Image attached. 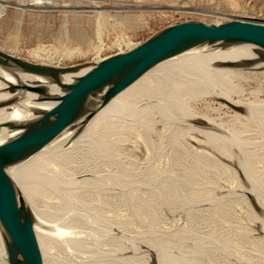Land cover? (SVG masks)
Wrapping results in <instances>:
<instances>
[{
  "label": "bare ground",
  "instance_id": "obj_1",
  "mask_svg": "<svg viewBox=\"0 0 264 264\" xmlns=\"http://www.w3.org/2000/svg\"><path fill=\"white\" fill-rule=\"evenodd\" d=\"M73 1H75V0H73ZM86 1L90 2L95 9L101 8V6H99V4L96 2V0H86ZM70 4H72V3H70ZM134 4H137V5L141 4L140 0H135ZM27 5H35L37 8H39L41 10H43V9L44 10L45 9L46 10H49V9L53 10L55 8H59V7L63 6V4L58 2L57 0H20L19 5H17V6L26 7ZM10 6L11 5L9 4L8 0H1L0 1V21L3 19L4 16H6L5 15L6 11ZM67 7H68V5H67ZM96 11H98V10H96ZM101 15H103L101 12L97 14V16H101ZM96 21H98V20H96ZM97 23H98V31H99V29H101L100 28L101 22L98 21ZM99 40L102 44L103 39H102V36L100 34H99ZM134 48H132V49H134ZM258 49H260V48L257 46H254V45H250V44H228V45L221 46L219 42H212V43L204 44V45L186 50L184 52H181V53L157 64L156 66L152 67L151 69L147 70L143 74H141V75L137 76L136 78H134L133 80H131L128 84H126L123 88H121L108 101V103L103 108H101V110H99L89 121H87L85 123L78 124V125L71 127V128H67L64 125H62L61 127H59L57 130H55L50 135V137L48 138L46 143L43 145V147L38 152H36L34 155L30 156L27 159H24L22 161H19L17 163H14V164H11V165H8L7 167H5V169L3 171L4 174L15 184L17 189L21 192V194L23 195V197H24V199H25L27 205L29 206V209L31 210V213L33 215L34 228H35V234H36V240H37V261H36V264H152V261H155L154 264H201V261H203V260H201L202 254L203 253L205 254L207 251L204 249V244L207 242V240L196 237L192 232H191L192 234H189L190 228H188L186 226V224L183 225V226L187 227V229H185L186 233L184 232V234H182V233L176 234V235L182 234L181 236H179V238H177V237L173 238L170 235L172 232H168L165 239L162 237H155L156 235L155 236L153 235L154 236V238H153V236L151 235L152 237L149 236L147 238L151 237L152 239L150 238L148 240H144L143 242L139 243V242H136L133 240L130 241V239L134 238L132 236H135V235H132L129 237L130 239L128 238V241L130 242L129 243L127 240H124L125 238L121 239L120 234H119L120 236L118 235L119 236L118 237L116 235V233H114V231L116 229L114 230L113 225L110 223L111 218L106 216V214H104L105 211L102 207L104 205L101 206V203H103L102 201H104V202L106 201L105 203L108 205L107 195H105V197H106L105 198V197L101 196L104 192L101 195H99L95 191L89 190L90 189L89 187L93 186L95 184V182H99V181L101 182V178H103L105 175L108 176L107 174H109L111 179H112V177L115 174L114 171L111 170L114 167L111 168V167L107 166V167H104L102 169V168H100L101 166L100 167L98 166V164H96L97 165L96 166L94 164L95 161L93 162L94 158L92 159L91 153L98 150L101 147V145H103L102 143L104 142V140L117 139V140H122V141L124 140L125 141V139L128 136L129 137L133 136L132 140L135 139V140H137L136 141L137 143L139 142V147H136V148H139L141 155L142 154L143 155H149L150 154V151L152 150V148H154V143H153V141H155V140H153L154 136L158 139H163L166 136L171 137L173 139V142L177 146L182 145L180 142V138L185 137V143L190 147L197 146V142H199L200 138H202L207 142L206 143L208 146L207 150L209 151V153H213V154L219 153V154L226 156V157H229V158H231L233 155V153L231 152L232 150L229 147V142L234 141L235 148L238 149L236 151H238V155L240 156V158L242 157V163L244 164L243 172H244L245 177H247L246 180L248 181V186L247 187L245 186L247 191H245L244 189L242 191L239 189V191H241V194L246 193L249 196H251V198H252L251 200L255 201L256 205L258 207L257 208L258 210H257L256 207H254V205H253L254 203H253L252 204L253 208H252L251 203H250V206L247 205V210H246L247 212L246 213H248V215L252 218L253 222H255V221L261 222L262 226H260V231L262 233H264V199L261 198L258 193L256 196V194L253 195L254 193L252 192V191H257V190L259 192V189H256L257 185H256L255 177H257V176L253 174L251 161L248 160V158H247L248 151H246V149H244L245 147H244L243 143L245 140L244 141L240 140V138L242 136L239 138V134L235 131L236 129L234 130V129L228 127L229 129H231V131L227 132V130H224L223 128L221 129L220 127H218L219 126L218 124L216 127L215 124L214 123L212 124V121L210 119H208L205 115L202 117L198 116L194 112L192 107L190 106V104H191L190 102L192 100L197 99V97L201 98L202 96H204V97L205 96H212V97H214V100H215V98H216V100L217 99L221 100V102L224 103V106H226L229 109L237 108V109L243 110L244 114H246L249 118H255V121L258 119L257 122L259 121L260 118L264 119V108H262L263 105H262V107H260L261 104H259V103H263V101L259 100L257 102H253V103L248 102V104H240L241 101H239V100H238L239 102L233 101L231 99V96H230V94L233 92V88L231 87L232 81H234L236 79H244L245 81H248V83H254L257 81L259 83V81L261 79H264V54L259 52ZM89 64L84 65V66H75L74 69L70 72H63L60 74L55 73V74H53L55 81L43 78L39 75L28 73L26 71H23L21 69L15 68V67L6 68L3 66H0V146L6 144L8 142L15 141L23 132V130H9L5 126L17 125V124L27 125V124L33 123L34 121L39 119L44 113H46L49 110L53 109L54 107L58 106L60 104V102L52 100L51 97L63 95L65 92L63 91V89L58 87V85L55 82L59 81V82L64 83V84L69 83L71 79L82 76L85 73H87L89 71ZM39 67H41V66H39ZM57 69H60V68H57ZM239 84H241V83H239ZM248 85H250V84H248ZM239 90H241V89H239ZM236 91H238V90H236ZM234 95H236V94H234ZM42 99H44V100H42ZM256 99H259V98H256ZM173 105H176L175 111L173 109ZM239 113H240V110H239ZM239 113L236 112V115L239 116L240 115ZM219 122H221V121H219ZM250 122H252V121L250 120ZM245 132H246V130H245ZM167 140H169V138ZM204 140H203V142H204ZM170 141H171V139H170ZM90 143H91V147H92L93 152L92 151L88 152L85 149V145L90 144ZM137 143H134V144H137ZM155 144H156V142H155ZM199 144L202 145V143H199ZM245 144H246V142H245ZM55 145H58V149L64 151L65 152L64 154L66 156L65 155L56 156L57 148H56L54 153H51V152L48 153L49 148L54 147ZM198 151H199V149H198ZM153 152H155V151H153ZM161 152H163V151H161ZM167 152H166V154H167ZM252 153L255 157L254 152H252ZM162 154H160V155H162ZM191 154L195 157V159H197V150L196 149L191 150L190 156H191ZM167 156H168V154H167ZM186 157H185V159H186ZM198 157H200V156H198ZM147 158H148V156H147ZM177 158H179V157H177ZM213 158L216 159V157H213ZM236 158H237V155H236ZM207 159L209 162H212V163L214 162V161H210L212 159H209V158H207ZM220 159H222V158H220ZM217 160H218V158H217ZM225 160L227 161V158ZM152 161H154V159ZM200 161L202 162V159H200ZM203 161H204V159H203ZM220 161H223V160H220ZM168 162H169V160H168ZM218 162L215 163V164H217V166L222 165L224 163V162H222V164H219L220 162L219 163ZM239 162H241V161H239ZM108 163H110V162H108ZM142 163H143V161H142ZM146 163H147V161H146ZM225 163H224V166H225ZM242 163H240V164H242ZM154 164H155V162H154ZM215 164L213 163V165H215ZM210 165H211V163H210ZM213 165H212V167H213ZM145 166H146V164H145ZM145 166H143V167H145ZM136 169H138V168H136ZM142 169H141V171H142ZM139 170L137 172L141 173ZM148 170H145L146 173ZM256 170H258V169H256ZM134 172H136V171H134ZM152 172H153V170H152ZM156 173H158V172H156ZM197 173H199V172H197ZM256 173L257 172H255V174ZM143 174L144 173H142V175ZM258 174H261V173H258ZM137 175H139L140 179H141V175L140 174H137ZM164 175H162V176H164ZM178 175H177L178 182L177 181L176 182L179 185V182L182 181L183 179H181L179 181ZM234 175H235V173H234ZM144 176H145V174L143 175V177ZM156 176L158 177V175H156ZM260 176H262V175H260ZM263 176H264V174H263ZM182 177L183 176H180V178H182ZM108 178H109V176H108ZM259 178H261V177H259ZM67 179H69V181L71 183L73 182V184H75V185H72L69 183L68 184L69 187L75 186L74 189H77V190H75L74 192L73 191L68 192V188H69L68 185L66 187L62 183L63 180L68 181ZM111 179L109 178V180H111ZM144 179H145V177H144ZM147 179H146V181H147ZM152 179L154 180V178H150V179H148V181H150ZM158 179H156V180H158ZM133 180H134V178H133ZM141 180H142V182H145V180H143V179H141ZM164 180L166 181V179H164ZM261 180L262 179H260V181ZM159 182H162V181H159ZM230 182H231V184H229V185H235V187H236L238 185L237 183L239 181H238V178L236 177L235 179L230 180ZM127 183H131V182H127ZM145 183H147V182H145ZM166 183H168V182H166ZM177 183L176 184L173 183L172 184L173 187L170 185L172 188V190H171V188H170V190H171V192H173L172 193L173 200H176V203L179 202L180 204L185 205L187 202H189L188 201L189 197H187L186 193H185V195H183L182 193L179 192L178 189L180 186H176ZM180 183H182V182H180ZM185 183L186 182H184L183 184H185ZM136 184H138V180H137ZM150 184H151V182H150ZM152 184H154V182ZM169 184L170 183H168L166 185H169ZM245 184H246V182H245ZM187 185H186V187L188 188L189 186H187ZM95 186H97V185H95ZM128 186H126V187H128ZM132 186H134V185H132ZM132 186H131V188H132ZM142 186H143V184H142ZM145 186H149V184L145 185ZM144 188H146V187H144ZM154 188L157 189L155 186H154ZM231 188H230V190H231ZM238 188H237V190H238ZM242 188H243V186H242ZM163 189H165V188H163ZM168 190H169V187H168ZM170 190H169V193H171ZM143 191H147V190L144 189ZM149 191L146 193L151 194L150 189H149ZM185 191H186V188H185ZM224 191H226V190H224ZM152 192H156V191H152ZM181 192L184 193V191H182V190H181ZM251 192H252V195L250 194ZM133 193H134V190H133ZM165 193H166V191H165ZM218 193H216V194H218ZM139 194H138V196H139ZM150 194H148V195H150ZM155 194L156 193H153L154 196H155ZM167 194H165V195H167ZM130 196H131V193H130ZM141 196H143V194H141ZM168 196L169 195H167V197ZM172 196L171 197L169 196V198L172 199ZM95 197L97 199V202H99L98 204H100V205H98V204L94 205V203L92 205L89 203V201H91L90 199H92V198H93L92 199L93 202H95L94 201ZM151 197H153V196H151ZM167 197L166 196L162 197L161 198L162 202L164 200L166 201L168 199ZM243 197L244 196L242 195V197H241L242 199H240V200L245 201V199ZM128 199H126V201H128ZM145 199L150 200V201L152 200L150 198L149 199L145 198ZM218 199H221V197ZM222 199H221V201H222ZM230 199H232V198H230ZM234 199H232V200H234ZM237 199H238V197H237ZM135 200H139V199L138 198L134 199V202H136ZM200 200H201V198H200ZM204 200H206V199H204ZM248 200H246V201L248 202ZM129 201H131V199ZM203 201L201 200L200 203H202ZM156 202H157V199H156ZM193 202H195L196 204L199 205V203H197L196 201H193ZM226 202H227V200H226ZM131 203H132V201H131ZM138 203H139V201L137 202V204ZM241 203H243V202H241ZM129 204H130V202H129ZM137 204H135V205L137 206ZM180 204H177V205H179V207H180ZM205 204H206V201H205ZM209 204H210V201H209ZM223 204L227 205L224 203V201H223ZM107 205L105 206V208L107 207ZM144 205H146V204H144ZM154 205H156V203L153 204V206ZM177 205H175V206H177ZM216 205L214 204L213 206H216ZM218 205H219V203H218ZM218 205H217V208L221 205V202H220V205L219 206ZM139 206L140 205L138 204L137 207H139ZM142 206H143V204H142ZM146 206H144L146 208L145 210H148L149 208ZM200 206H197L195 208L199 207V209H200ZM211 206H212V204H211ZM181 207H183V206L181 205ZM229 207L230 206H228V208ZM238 207H237V209H238ZM155 208H157V207L155 206L154 209ZM202 208H204V207H202ZM228 208H226V209H228ZM135 209L138 210V208H135ZM207 209H208V207H207ZM211 210H210V212H211ZM230 210H232V208ZM230 210H227V211L229 212ZM242 210H243V208H242ZM139 211H141V210L139 209ZM149 211H150V209H149ZM189 211H190V209H189ZM214 211H216V210H214ZM240 211H241V208H240ZM190 212H192V211H190ZM203 212L204 211L194 213L193 215L195 217H192L193 215L190 216L191 214H189V216L194 218V219H192L190 217H188V218L194 220V222H195V220L197 221L196 218L198 217V215H200L203 218V216H202ZM232 212H233V210L229 214H233ZM157 213H159V211ZM216 213H218V212L216 211ZM219 213H220L219 215L222 214L220 211H219ZM143 214H144V212H143ZM183 214L184 215L187 214L186 209H185V212ZM225 214H223V215H225ZM245 214H242V215H245ZM138 215H139V213H138ZM157 215H159V214H157ZM211 215H212V213H211ZM239 215H238V217H240ZM185 216H187V215H185ZM205 216H204V218H205ZM233 216H235V214ZM133 217H135V216H133ZM146 217H147V215H146ZM229 217L231 218V216H229ZM177 218H179V216ZM221 218H223V217H221ZM95 219H96V221L99 219L102 222L99 224L95 221ZM141 219H143V218H141ZM160 220H161V218H160ZM199 220H200V217H199ZM232 220H234V219L232 218ZM247 220H249V219H247ZM247 220H245V223ZM226 221H229V220H226ZM200 222L202 223V221H200ZM234 222H237V221H234ZM234 222H232V223H234ZM165 223H168V220H167V222H164V224ZM218 225H220V224H218ZM123 226H125V225H123ZM225 226H226V228H228L227 225H225ZM196 227H198V226H196ZM232 227H230V228L232 229ZM120 228H122V226L117 228V230ZM123 228L124 229H122V231H125L127 229V228L125 229V227H123ZM170 228H169V230H170ZM167 229H168V227H167ZM233 229H234V227H233ZM164 230H162L163 234H164ZM169 230H167V231H169ZM187 230L189 233H187ZM155 231L159 232V233L162 232L160 230H155ZM166 232H165V234H166ZM236 232H238V231H236ZM126 233L128 234L129 232L126 231ZM151 233H152V231H151ZM206 233H207V231H206ZM125 234H123V235H125ZM153 234H155V233H153ZM203 234L204 233H202V236H203ZM208 234H209V232H208ZM128 235H130V234H128ZM128 235H127V237H128ZM176 235H174V236H176ZM225 235H227V234H225ZM244 237H246V236H244ZM254 237H255V235H254ZM239 239H241V238H239ZM241 240H243V237ZM231 241L234 242V240H231ZM171 242H172V244H171ZM213 242H214V240H213ZM237 242H239V241H237ZM256 242H257V240H256ZM256 242L254 241V243H256ZM223 243H225L224 240H223ZM213 244H215V243H213ZM170 245L172 247H170ZM216 246H218V245L216 244ZM221 248L224 249V252L226 251L225 252L226 254H228V255L233 254V253H230L229 251L227 252V250H226L227 247L225 248L223 246ZM214 250H216V249H213V252L212 251H210V252L215 253ZM218 251L215 254L220 252V251L219 252ZM233 251H235V250H233ZM212 253H211V255H212ZM253 253H255V252H253ZM122 254H128V255L123 256ZM223 254H221V256H223V260L224 259L226 260V258L224 257L225 254L224 255ZM207 255H205V257L206 256L209 257V254H207ZM153 257L155 258L154 260H152ZM207 257H206V260L208 261L209 259ZM239 258H241V257H239ZM260 258H261V256L259 257V259ZM217 259H219V258L217 257ZM245 260H246V258H245ZM260 260L262 261V258ZM207 261L205 263H207ZM213 261H216L215 258L213 259ZM220 261H222V260H220ZM246 261L248 262V260H246ZM259 261L257 259V261L255 260V261H253L254 262L253 263V262H251V259H250L251 264L252 263L256 264L255 262L259 263ZM211 262H212V258H211ZM241 263L243 264V261ZM0 264H8L7 252L5 249V244L3 241L1 229H0ZM207 264H211V263L208 261ZM220 264H221V262H220ZM222 264H224V263H222ZM226 264H229V263H226Z\"/></svg>",
  "mask_w": 264,
  "mask_h": 264
},
{
  "label": "rangeland",
  "instance_id": "obj_2",
  "mask_svg": "<svg viewBox=\"0 0 264 264\" xmlns=\"http://www.w3.org/2000/svg\"><path fill=\"white\" fill-rule=\"evenodd\" d=\"M57 1L62 3L63 6L59 8H55L53 10L51 9L41 10L37 8L35 5H27L26 7H19L17 5H19L20 0H8L11 6L7 9L6 14H5L6 16H4L3 19L0 21V50L9 55L20 58L21 60L27 63L35 64L37 66L49 67V68H61V67L65 68V67L86 65V64L93 63L99 60H103L108 57H113V56H116L122 53H126L132 50V48L134 47L136 48L137 46L145 43L149 39L157 36L158 34L163 32L167 28L173 25L179 24V23H183V22H200V23H204L207 25H211V24H223V23H227L233 20H246V21H252V22L264 24V0H140L141 4H138V5L134 4L135 0H96L99 6H101V8H98V9H95L93 5L86 0H75V1L57 0ZM100 12L103 15L97 16V14ZM96 20L101 22L100 23L101 29H99V31H98V23H97L98 21ZM98 33L102 36V39H103L102 44L99 40ZM220 45L224 46L228 44L220 43ZM258 51L264 54L263 49L260 48L258 49ZM243 80L244 79H236L232 81L231 87L233 88V92L230 94L231 99L237 102L241 101L240 104H248V102L253 103V102H257L260 100V101H263V103H259L261 104L260 107H262L263 105L262 108H264V94H263L264 93V79H261L259 83L258 81L254 83H248V81H245V80L243 81ZM260 92L261 93L263 92V93L261 94ZM211 97L212 96H205V97L202 96L201 98L197 97V99L192 100L190 102L191 103L190 106L192 107V109L198 116L202 117L205 115L208 119L212 121V124L213 123L215 124L216 127L218 124L219 125L218 127H220L221 129L223 128L224 130H227V132L231 131V129L229 128H232L234 130L236 129L235 131L239 134V138L241 136L243 137V138L241 137L240 140L241 141L245 140L244 143L243 142L242 143L244 144V147H245L244 149L248 151L247 158L248 160L251 161L253 174L257 176L255 177V181L257 185L256 189H259V192L258 190L252 191L254 193L253 195L256 194L257 196V193H258L259 196L264 199V194H263L264 193V181H263L264 180L263 179L264 178L263 176L264 174V119L260 118L259 121L257 122L258 120L257 118H256L257 119L256 121H255V118H249L246 114H244L243 110L237 109V108L229 109L226 106H224V103L221 102V100H218V99L216 100V98L214 100V97L212 98ZM256 98H259V99H256ZM175 107L176 105H173L174 111H175ZM239 110H240V113H239ZM236 112L239 113L240 115L237 116ZM250 120L252 122H250ZM246 128L247 129L249 128L250 130L248 129L249 130L248 131ZM245 130L247 133L245 132ZM166 138L167 139L169 138V140H167ZM132 139H133V136H130V137L128 136L125 139V141L117 140V139L104 140V142L102 143L103 145H101V147L94 152L92 151L91 143L85 145V149L88 152L90 151L93 152L91 153V156H92V159L94 158L93 162L95 161L94 162L95 165L98 164V166L99 167L101 166L100 168L102 169L107 166L111 168L114 167L113 169H111L115 173L114 174L115 177L113 176L114 178L112 177L111 179L110 175L107 174L111 180H109L108 176L105 175L106 177L104 176L103 178H101V182L100 181L95 182L93 186L89 187L90 188L89 190L95 191L99 195H101L104 192L101 195L103 197L107 195L108 205L105 203L106 201L105 202L102 201L104 204L101 203V206L104 205L102 206L105 211L104 214H106V216L111 218L110 223L113 225L114 230L116 229L114 233H116L117 236L120 234L121 239L125 238L124 240L128 241V238L130 236L135 235V236H132L135 239L129 238L130 241L133 240V241L141 243L144 240L150 239L153 235L154 236L156 235L155 237H162L165 239L168 232H172L170 235L173 238L174 237L179 238V236L184 234V232L186 233L185 229H187L188 227L190 228L189 229L190 233L188 232V230H187V233L189 234L193 233L196 237L207 240V242L204 244V249L207 250L206 253L209 254L210 258L207 257L208 255L206 253L205 254L203 253L202 254L203 258L201 257V260L203 261H201V264H207L208 261L211 264L213 263L220 264V262L221 264L222 263L242 264L241 263L242 261H243V264H251V262L255 260L257 261V259L259 261L261 258H262V261L260 260L259 263L261 262L260 264H264V255H263L264 254V233L260 231V226H262L261 222L260 221L253 222L252 218L248 215V213H246L247 205L250 206V203H251V206L254 203L253 205L254 207H256V209L258 207L256 205V202L251 200L252 199L251 196H249L246 193L241 194V191L243 189L247 191L246 187L248 186V181L246 180L247 177H245L244 172H243L244 164L242 163V157L240 158V156L238 155V151H236L238 149L235 148L234 141L229 142V147L232 150L230 151L233 153L232 157L229 158L219 153H214V154L209 153V151L207 150L208 149L207 148L208 146L206 144L207 142L202 138H200V141L197 142V146L190 147L185 143V137L180 138V142L182 145L177 146L173 142V139L171 137L166 136L163 139H158L154 136L153 137V140H155L153 141L154 148H152V150L150 151V154H149L150 156L143 155V154L141 155L139 148H136V147H139V142L137 143L136 142L137 140L135 139L132 140ZM245 142L246 144L247 143L248 144L246 145ZM134 143H137V144H134ZM199 143H202V145ZM56 148H57L56 156L65 155L64 151L58 149V145H55L54 147L49 148L48 153L50 152L54 153ZM194 149L197 150V159H195V157L192 154L190 156L191 150H194ZM198 149L200 152L198 151ZM165 151L166 152L168 151L167 152L168 156ZM252 152H254L255 157ZM183 155L185 157L187 156L186 159ZM236 155H237V158H236ZM212 156L216 157V159L213 158ZM207 158L209 159L213 158L214 160L212 159L210 161H214L213 162L214 164L217 163L218 161L220 162V163L218 162L219 164H222V162L224 163L226 162L225 166H224V163L218 166L217 164L213 165V163L209 162ZM224 158L225 159L227 158V161ZM153 159L154 161H152ZM200 159H202V162L200 161ZM220 160H223V161H220ZM108 162H110L111 164ZM138 170L141 173L137 172ZM145 170H148L147 173ZM152 170L154 173L152 172ZM134 171H136L137 173ZM255 172L257 173L255 174ZM142 173L145 174L144 176L145 179L143 177L144 174L142 175ZM258 173H261V174H258ZM137 174H140L141 179L145 180V182L147 183L142 182V180L140 179V176ZM156 175H158V177ZM162 175H164L165 177ZM177 175L179 176V181L183 179L182 181H180L182 183L179 182V185L177 183L178 182ZM180 176H183V177L180 178ZM235 176L238 178V181H239L236 187L235 185H229L231 184L230 180L235 179L236 178ZM132 177L134 178V180ZM147 178L148 179L154 178V180L152 179L148 181ZM155 178L156 179L159 178V179L156 180ZM164 179H166V181ZM260 179L262 180L260 181ZM67 180L68 181L63 180L62 183L64 186L67 187L69 183L72 185H75L73 184V182L71 183L69 179ZM137 180H138V184H136ZM159 181H162V182H159ZM127 182H131V183H127ZM150 182L151 184L154 182V184L151 185ZM166 182L170 184L166 185L168 184ZM184 182H186L187 184L189 183V184L188 185L186 183L183 184ZM245 182L247 185L245 184ZM173 183L175 184L177 183L176 186H180L182 188L181 189L179 187L178 189L180 193H182L183 195H185L186 193L187 197H189V200L187 199L189 202L185 204L186 206L184 204H180L179 202L176 203V200H173V196H172L173 192H171L172 190L171 186ZM148 184L149 186H145ZM132 185H134L135 187ZM186 185L189 187L187 188ZM154 186L157 189H155ZM144 187H146L147 189ZM168 187H169V190L171 188L170 190L171 193H169ZM74 188L75 186L69 187L68 192H72V191L74 192L75 190H77ZM185 188H186V191H185ZM144 189L147 191H143ZM149 189L151 190V194L146 193L149 191ZM180 189L184 191V193L181 192ZM239 189L241 191H239ZM133 190H134V193H133ZM152 191H156V192H152ZM129 192L131 193V196ZM252 192L250 193L251 195H252ZM153 193H156L155 196L153 195ZM138 194L140 197L138 196ZM141 194H143V196H141ZM148 194H150L153 197H151ZM165 194L169 195L170 197L172 196V199L169 198V196L167 197V195ZM242 195L244 196L243 198L245 199V201L249 199L248 202L249 201L250 202L248 203L247 201L245 202L243 200H240L242 199L241 198ZM164 196H166L168 199L166 198L167 200L166 201L164 200L162 202L161 198ZM148 197L152 199L153 201L145 199V198L149 199ZM220 197L221 199L223 198L222 201L221 199H218ZM237 197L239 200L237 199ZM137 198L139 200H135L136 202H134V199H137ZM200 198L202 201L206 199L202 202L203 204L200 203L201 202ZM230 198L232 199L235 198L234 199L235 201ZM92 199H90L91 201H89L90 204L93 205L94 203V205H97L99 203L97 202L96 197L94 198L95 202H93ZM126 199H128V201H126ZM130 199L132 203L131 201H129ZM156 199H157V202H156ZM138 201H139L138 204L140 205L139 207H137ZM193 201H196L197 203H199V205ZM205 201H206V204H205ZM209 201H210V204H209ZM223 201L227 205H224ZM220 202L222 206L220 205ZM134 203L137 204V206ZM155 203L156 205L153 206V204ZM173 203L175 205L180 204V207L179 205H177L178 207L175 206ZM218 203L220 206L218 205ZM144 204H146L147 206ZM211 204L212 206L214 204L215 205L217 204L220 208L219 207L217 208V205L213 206L214 207L213 208ZM106 205L107 207L105 208ZM181 205L184 208L181 207ZM200 205L204 208H202ZM144 206L148 207L150 211L148 208H147L148 210H145L146 208ZM155 206L157 208L154 209ZM197 206H200V209L199 207L195 208ZM206 206L208 207V209ZM228 206L230 207L228 208ZM135 208H138V210ZM231 208L233 210L232 212L233 214H229L232 211L230 210ZM240 208H241V211H240ZM242 208L245 212L242 210ZM139 209L141 211H139ZM185 209L187 213L185 215L187 216L183 214L185 212ZM189 209L193 213L190 212ZM214 210H216L218 213H216V211ZM227 210H230V211L228 212ZM142 211L144 212V214ZM158 211L159 213H157ZM200 211L205 212V213L204 212L202 213L203 218L200 215H198V217L196 218L197 221L195 220L194 222V220H192L194 219L192 217H195L193 214L196 212L198 213ZM219 211L222 213L221 215H219L220 214ZM236 213L238 215L240 214L239 215L240 217H238ZM189 214H191L190 216L192 215L193 216L190 217ZM223 214H225L226 216ZM234 214L235 216H233ZM242 214H245V215H242ZM178 216L179 218H177ZM229 216H231V218ZM199 217H200V220H199ZM232 218L234 220H232ZM167 220H168V223L164 224V222H167ZM226 220H229V221H226ZM245 220H247L246 223H245ZM200 221H202V223ZM234 221H237V222H234ZM96 222L100 224L102 221L98 219ZM185 224L187 227L183 226ZM218 224H220L222 227ZM224 224L227 225L228 228H226ZM118 226L119 227L122 226V228L117 230V228H119ZM232 226L234 227V229ZM123 227H125V229L127 228L128 230L126 229L125 231H122V229H124ZM230 227H232V229ZM155 230H160V231L164 230V234H163V231L159 233V232H156ZM126 231L129 232L128 234L130 235H128ZM178 233H182V234L176 235ZM202 233H204L203 236H202ZM243 235L246 237H244ZM149 236L151 237L147 238ZM242 237L245 242L241 240ZM223 240L225 243H223ZM231 240H234V242ZM254 241L256 243H254ZM216 244L218 246H216ZM223 246L225 248L226 247L228 248V249L226 248L227 252L229 251L230 253H233V254H230V255L226 254L225 253L226 251L224 252V249L221 248ZM170 247L172 246L170 245ZM213 249H216L214 250L215 253L218 250L220 252L218 251L219 253L217 254L212 253ZM221 254L224 255L226 260L225 259L223 260V256H221ZM122 255L126 256L128 254H122ZM205 255H207L206 257L209 259L208 261L206 260ZM216 256L223 262L217 259ZM260 256L261 258L259 259ZM211 258H212V262H211ZM214 258L217 262L213 261ZM245 258L246 260H248V262L245 260ZM154 259L155 258L153 257L152 260ZM250 259H251V262H250ZM205 260L207 261V263H205L206 262ZM154 262L155 261H152V264H154ZM255 263L259 264L257 262Z\"/></svg>",
  "mask_w": 264,
  "mask_h": 264
},
{
  "label": "water",
  "instance_id": "obj_3",
  "mask_svg": "<svg viewBox=\"0 0 264 264\" xmlns=\"http://www.w3.org/2000/svg\"><path fill=\"white\" fill-rule=\"evenodd\" d=\"M212 42L250 44L264 50V24L233 20L223 24L183 22L173 25L126 53L90 63L87 73L67 84L56 81L65 92L51 97L60 102L58 106L33 123L5 126L9 130H23L15 141L0 146V229L8 264H36L37 240L31 210L21 192L4 174L5 167L34 155L62 125L71 128L89 121L137 76L181 52ZM0 66L15 67L53 81V74L70 72L75 67H39L1 50Z\"/></svg>",
  "mask_w": 264,
  "mask_h": 264
}]
</instances>
